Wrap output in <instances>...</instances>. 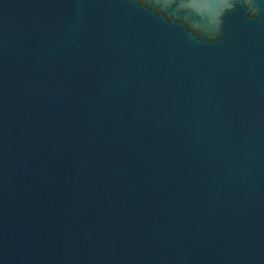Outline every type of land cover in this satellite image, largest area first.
Listing matches in <instances>:
<instances>
[{
  "label": "water",
  "instance_id": "water-1",
  "mask_svg": "<svg viewBox=\"0 0 264 264\" xmlns=\"http://www.w3.org/2000/svg\"><path fill=\"white\" fill-rule=\"evenodd\" d=\"M0 264H264V0H0Z\"/></svg>",
  "mask_w": 264,
  "mask_h": 264
}]
</instances>
